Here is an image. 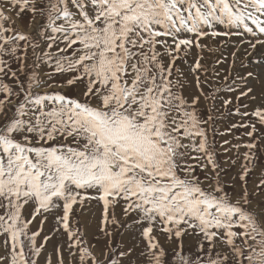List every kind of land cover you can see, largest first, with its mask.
I'll list each match as a JSON object with an SVG mask.
<instances>
[{"label":"snow or ice","instance_id":"1","mask_svg":"<svg viewBox=\"0 0 264 264\" xmlns=\"http://www.w3.org/2000/svg\"><path fill=\"white\" fill-rule=\"evenodd\" d=\"M0 264H264V0H0Z\"/></svg>","mask_w":264,"mask_h":264}]
</instances>
